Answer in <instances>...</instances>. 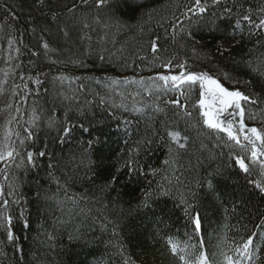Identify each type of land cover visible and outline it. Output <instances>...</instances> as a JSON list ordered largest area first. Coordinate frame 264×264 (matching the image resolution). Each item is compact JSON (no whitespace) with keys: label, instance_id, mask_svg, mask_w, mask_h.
I'll use <instances>...</instances> for the list:
<instances>
[{"label":"trees","instance_id":"1","mask_svg":"<svg viewBox=\"0 0 264 264\" xmlns=\"http://www.w3.org/2000/svg\"><path fill=\"white\" fill-rule=\"evenodd\" d=\"M74 2L78 10L69 13ZM208 3L203 16L186 17L194 0H109L100 9L79 0H0V140L8 128L24 137V128L30 127L33 138L19 149L16 163L26 151L35 154L34 164L8 168L7 179L0 172V185L5 192L9 184L17 185L13 198L20 200L11 208L15 239L9 241L0 229V264H125L126 259L128 264H179L164 238L186 240V234L193 235L190 243L203 240L210 257L223 264L224 241L239 244L253 233L258 264H264V194L255 186V181L264 182L259 165L250 174L243 172L235 157L247 163L249 153L232 141L226 147L224 133L203 125L199 108L193 107L198 85L189 99H181L192 113L189 118L167 103L175 91L149 95L130 82L143 79L147 86L158 74L181 71L159 67V60L150 63L149 42L158 37L160 48L167 49L159 53L163 60L175 54L174 65L184 61L191 71L215 75L223 70L249 81L239 87L258 102L245 105V123L264 129V78L243 63L251 61L264 71V31L242 20L236 27L249 7L259 23L256 10L264 0ZM225 6L232 12L225 13ZM250 28L258 34L250 37ZM43 43L51 49L47 55ZM60 76L66 79H56ZM156 95L161 99L155 100ZM153 104L164 111L156 112ZM249 110L255 120L248 118ZM34 114L40 119L30 126ZM50 118L70 121L72 133L62 139L59 124L50 127ZM166 130L187 137L180 141L185 148L179 149ZM132 149L137 151L130 170L121 165ZM113 176L116 180L105 188ZM161 189L171 195H156ZM146 190H154L152 199L147 207H137ZM180 194L193 206L191 215H200L198 235L179 204Z\"/></svg>","mask_w":264,"mask_h":264},{"label":"snow or ice","instance_id":"2","mask_svg":"<svg viewBox=\"0 0 264 264\" xmlns=\"http://www.w3.org/2000/svg\"><path fill=\"white\" fill-rule=\"evenodd\" d=\"M226 3V0H224ZM79 3L88 6L95 7L96 9L103 8L105 5L109 3V0H79ZM222 3V0H211V6H219ZM210 5L208 0H194V4L191 7H187V11L183 13L186 17L189 13L192 16H203L209 9ZM233 7H236V4L233 3ZM240 8H243V5H239ZM78 10L77 4L74 2L71 7L67 8L69 13H74ZM225 13H231L232 8L225 6L223 8ZM256 11H258L261 16L259 18V23H256L252 19L253 9L251 7L244 10L245 14L241 15L236 22V27L240 26V21H246L248 24L255 29H259L260 31H264V6H261ZM55 13L53 14V18L55 19ZM87 27V24H85ZM172 27L179 28V31H183V25L173 24ZM67 34V33H65ZM257 32L251 30L249 31V36L257 35ZM191 33H189V36ZM173 42H175V36L172 37ZM159 38L152 39L150 43L151 51L153 53V63L154 61L159 60L160 64L157 65L159 67H164L166 69H170L175 66L181 69L178 74L168 75V74H158L154 78H149V83L145 86V81L141 79L140 81H130L131 83H137L140 88L149 95H153L154 93L175 91L177 93L175 99H169L167 101L168 104L175 106L178 109L183 111V114L189 118L192 117V113L187 111V107L185 104L181 103V99H189L190 94L192 93L194 87L196 85L199 86V99L193 107L199 108V115L203 119V125L208 129L213 131L222 132L226 135L227 141H225L226 147H231V144L228 141L235 142L236 145H239L241 148H244L248 153V162L246 163L245 158L243 156H236L235 161L236 164L239 165L240 169L243 172L250 174L251 167L255 165H259L260 175L264 176V129H258L257 127H248L245 123V115H246V104H256L258 102L257 98H253L245 91L242 90L239 85L248 84L249 81H241L233 77L229 72L218 70L217 74H211L209 71H191L189 70V66L186 62L181 61L179 64L174 65V61L177 59L176 55L173 54L171 57L166 60L161 59L159 53L161 51H167V49H161L159 46ZM9 44H13L14 41L9 39ZM259 44L260 41H257ZM42 47L45 49V55H47L49 49L48 43H43ZM19 51V49H17ZM195 52V50H193ZM36 55V53H33ZM101 60L104 59L103 56L100 57ZM143 59V57H141ZM76 63L75 61H73ZM55 63V61H53ZM247 67L251 69L253 73L258 74L262 78H264V71L260 70L259 67H253L251 61H243ZM7 75V73H5ZM221 77L223 81H226L233 85L232 88H229L222 83ZM56 79L64 80L66 77L60 76L56 77ZM157 81H162L163 83H157ZM37 84L40 83L39 80L35 81ZM113 85L117 83V81H112ZM161 97L159 95L155 96V100H160ZM147 106V105H146ZM11 107V105H9ZM125 111H128V108L124 105ZM152 107L156 112H163L164 109L159 107V105L153 104ZM17 112L20 111L19 108L16 109ZM35 112V110H33ZM135 113H143L142 108L132 109ZM239 117L237 120L236 118ZM248 118L255 120L257 118L255 113H252L250 110L248 111ZM40 117L35 114L30 117L28 120V124L30 126H34L35 122L39 120ZM13 120H16V117H11L8 120V123L11 124ZM127 123V122H126ZM59 124L58 131H62L63 136L68 137L73 131V125L70 121L65 120L62 122H57L55 119L50 118L49 126H56ZM80 128L83 132H88L89 129L84 127L83 124H80ZM167 136L170 140L178 145L179 149H184L185 144L181 143V139H187V137H182L179 131L174 130H166ZM24 132L27 133L26 136L21 137L19 132H15L11 128H8L4 132L3 140H0V162L5 164V168L0 169V172L5 173V179H7V170L13 164L17 168L22 167L25 164V161L28 165L34 164L35 154L32 151H26V157L21 158L19 163H16L17 157H21L20 148H24L26 145V141H31L33 138V133L30 130V127H25ZM16 136L18 140H12V136ZM246 143H243L241 140ZM163 138V137H162ZM219 139V137H218ZM91 143V141L89 142ZM142 143V141H138L137 144ZM87 151V150H85ZM137 151V149H132L129 153L128 158L124 161L122 167H127L130 170L133 169L135 165V160L133 159L132 152ZM169 152L171 153V145L169 146ZM40 156H44L45 152H39ZM88 163H91V160H88ZM169 161H165V164H168ZM52 167V165H49ZM117 172L120 171V167H117ZM158 170H153V174H156ZM116 180V177L113 176L111 180H109L108 184L104 187H110L111 184ZM255 186L260 190L261 194H264V182L255 181ZM211 187V185H210ZM8 191L5 192V188L3 185H0V229L4 230L7 234V239L9 241H13L15 239L14 234L11 229V224L13 222V216L11 214L12 205H18L20 200L17 198H13L16 196V192L18 190V186L15 184L8 185ZM154 190H146L143 193V199L137 205V207H147L149 201L153 197ZM156 195L159 196H168L171 195V190H163L161 189L159 192H156ZM75 203V201H73ZM179 204L184 206L185 215L188 216L192 223L194 224V234H199L201 231V218L199 213L197 212L194 216L191 215V211L193 210V206L188 204V201L184 198L183 194L179 196ZM22 214V213H21ZM187 235L186 240H181L176 236H166L165 244L167 246V250L172 254V256L176 257L179 261V264H217L215 259H212L210 255L206 251V246L203 240L199 241V244L190 243L193 239V235ZM252 235L248 236L247 239L241 238V242L239 244L233 245V243L228 242L227 240L224 243L227 245L228 251H221L220 255L223 256V264H258V261L261 260V257L257 255V251L259 248L257 247L254 250V240ZM229 252H233L234 255L228 254ZM215 254H212L214 256ZM125 264H128V259L125 260ZM134 264V262H133Z\"/></svg>","mask_w":264,"mask_h":264}]
</instances>
